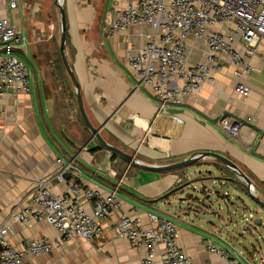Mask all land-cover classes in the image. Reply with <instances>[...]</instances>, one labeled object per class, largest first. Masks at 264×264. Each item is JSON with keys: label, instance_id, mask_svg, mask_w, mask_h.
I'll return each mask as SVG.
<instances>
[{"label": "crops", "instance_id": "obj_1", "mask_svg": "<svg viewBox=\"0 0 264 264\" xmlns=\"http://www.w3.org/2000/svg\"><path fill=\"white\" fill-rule=\"evenodd\" d=\"M128 1L62 0L64 53L90 123L105 141L147 164L171 163L196 151L218 152L248 175L264 200V39L251 56L243 44H236L244 60L255 68L240 78L248 87L246 95L234 90L235 65L229 56L221 55L222 68L212 81L162 111L152 94L136 85L125 61L126 50L152 36L151 29L132 27L112 37L101 32L103 22ZM3 16L26 43L14 54L25 59L31 79L27 93L0 98V223H11L9 241L22 249L26 238L56 235L45 222L23 225L10 220L11 212L30 202L34 178L52 175L55 157L73 161L75 168L68 176L83 187L106 193L118 186V206L100 220L99 237L72 239L49 253L26 255L27 262L140 264L145 247L116 237L113 225L124 213L138 215L147 224V211L173 220L176 242L194 264H220L219 257L206 250V240L224 246L242 261L243 256L256 261L264 255V235L246 233L264 228V211L259 210L255 225H238L246 211L255 213L248 207L253 200L217 159L207 157L186 167L154 171L134 166L98 145L81 117L62 61L54 0H18L14 9L7 7V0H0ZM189 48L191 61H196L202 43ZM3 54L0 43V57ZM173 114L181 121H174ZM247 116L251 120L235 135L223 127V121ZM205 170H215L214 178L204 175ZM51 185L56 193L65 187L64 181L57 179H51ZM85 207L90 211L89 203ZM154 250L153 264H162L161 245Z\"/></svg>", "mask_w": 264, "mask_h": 264}, {"label": "built area", "instance_id": "obj_2", "mask_svg": "<svg viewBox=\"0 0 264 264\" xmlns=\"http://www.w3.org/2000/svg\"><path fill=\"white\" fill-rule=\"evenodd\" d=\"M17 5L18 0H7L8 8L14 9ZM138 26H148L152 36L127 49L125 61L135 75L136 85L152 94L158 109L165 111L181 102L184 96L197 94L221 70V55L229 56L235 65L234 90L246 95L248 87L240 78L255 68L244 60L236 44H243L247 55L256 52L264 39V0H129L103 22L101 32L112 37ZM199 41L203 51L196 61H191L189 46ZM0 43L4 52L0 57V98L10 93H27L31 82L29 68L12 51L13 47L24 49L26 43L7 16L0 17ZM172 119L181 121L175 114ZM250 120L247 116L239 121H223V127L235 135ZM74 168L73 161L55 157L52 175L35 177L30 202L10 214L12 222L23 225L45 222L54 228L56 235L26 238L23 248L18 249L8 238L11 223H0V264H31L26 255L49 253L75 238L100 236V220L118 206V186L114 185L106 193L83 187L76 179L66 177ZM51 179L64 181L65 187L60 193L52 190ZM86 202L91 205L90 211L85 207ZM146 215L147 224L138 215L124 213L113 225L116 237L145 247L139 263L153 264L154 248L161 245L162 264H194L176 242L173 220L152 211ZM241 219L245 226L255 225L251 213ZM204 246L219 257L220 264H264V255L256 261L242 255L244 262L224 246L209 240Z\"/></svg>", "mask_w": 264, "mask_h": 264}, {"label": "water", "instance_id": "obj_3", "mask_svg": "<svg viewBox=\"0 0 264 264\" xmlns=\"http://www.w3.org/2000/svg\"><path fill=\"white\" fill-rule=\"evenodd\" d=\"M54 4L58 8L59 19H60L59 48H60L62 61H63V64L65 66V69H66V71H67V73L71 79L72 85L75 89L76 101H77V105H78V109L80 111L81 117H82L85 125L91 131L92 137L94 139H96L99 146L111 151L112 153H114L118 157H120L121 159L125 160L126 162H128L134 166H137V167H140L143 169L154 170V171H165V170H173V169L186 167V166L192 165L194 163H197L198 161H200L204 158H207V157L217 159L219 162H221L225 167H227L234 174V177H236L239 182H241L244 185V188H245L248 196L255 203H257L258 206H260L261 209H263V211H264V200H262L257 195L254 184L251 181V179L248 177V175L236 163H234L231 159H229L228 157H226V156H224L218 152L208 151V150L196 151L184 159L174 161L171 163L147 164V163L140 161L139 159L134 157L132 154L127 153V152L119 149L118 147H116V146L108 143L107 141H105L102 138V136L100 135L98 128L94 127L90 123V121H89V119L86 116V113L84 111L82 100H81L80 93H79V84L76 80V77H75L72 69L70 68V66L68 64V61H67L65 53H64L66 22H65L64 9L62 6V0H54ZM19 50L20 49H18L17 47H13V49H12L13 52H17ZM66 176H68V175H66ZM258 222L259 221H255V223H258Z\"/></svg>", "mask_w": 264, "mask_h": 264}, {"label": "rangeland", "instance_id": "obj_4", "mask_svg": "<svg viewBox=\"0 0 264 264\" xmlns=\"http://www.w3.org/2000/svg\"><path fill=\"white\" fill-rule=\"evenodd\" d=\"M17 57L19 58V59H21L23 62H26L25 61V59H23L22 57H20V56H18L17 55ZM206 169V168H205ZM216 171L214 170V171H207V170H205L204 171V175H206L207 177H210V176H213L212 178H214V173H215ZM236 180H237V178L236 177H234ZM217 185V184H216ZM246 192V191H245ZM246 195H247V197H248V194L246 193ZM249 198V197H248ZM248 207L251 209V210H255V213L253 214V216H254V218H258V217H260L259 215H260V211L259 210H261V211H263L262 209H261V207L260 206H258V204L257 203H255L254 201H249V204H248ZM256 208L258 209V210H256ZM222 211H224V210H222ZM245 216L247 217L248 216V212L246 211L245 212ZM263 224H264V221H263ZM238 225L241 227V228H243V227H245V223H244V221H243V219H240L239 220V218H238ZM245 229V228H244ZM246 233L248 234V235H251V234H253V236L254 237H257L258 235H260L261 236V234H263L264 235V228H259V230H257V229H255V231L253 230V231H251V232H248V230H246ZM245 233V234H246ZM244 234V235H245Z\"/></svg>", "mask_w": 264, "mask_h": 264}]
</instances>
